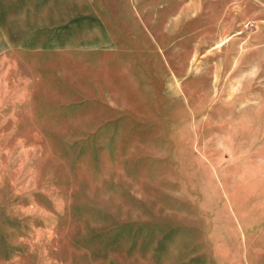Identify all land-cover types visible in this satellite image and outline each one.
I'll list each match as a JSON object with an SVG mask.
<instances>
[{"label": "rangeland", "instance_id": "rangeland-1", "mask_svg": "<svg viewBox=\"0 0 264 264\" xmlns=\"http://www.w3.org/2000/svg\"><path fill=\"white\" fill-rule=\"evenodd\" d=\"M0 264H264V0H0Z\"/></svg>", "mask_w": 264, "mask_h": 264}, {"label": "crops", "instance_id": "crops-1", "mask_svg": "<svg viewBox=\"0 0 264 264\" xmlns=\"http://www.w3.org/2000/svg\"><path fill=\"white\" fill-rule=\"evenodd\" d=\"M32 9H34V8H32ZM64 9V8H63ZM35 10V13L33 14V15H31V17H30V20H32V21H28V22H39V20L41 19V18H39V10H38V8H35L34 9ZM59 11H64V10H59ZM59 13H61V17H63V14H65L64 12H59ZM16 20H18V19H16ZM53 20H54V16H53ZM49 20H47V17L45 18V22H48Z\"/></svg>", "mask_w": 264, "mask_h": 264}]
</instances>
